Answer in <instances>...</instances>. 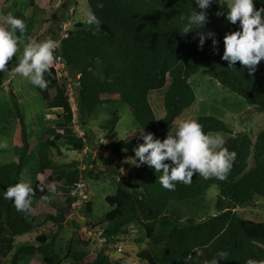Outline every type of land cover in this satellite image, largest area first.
Here are the masks:
<instances>
[{
	"label": "trees",
	"instance_id": "obj_1",
	"mask_svg": "<svg viewBox=\"0 0 264 264\" xmlns=\"http://www.w3.org/2000/svg\"><path fill=\"white\" fill-rule=\"evenodd\" d=\"M87 1L92 14L98 18L99 28L77 22L60 44L65 67L78 77V116L84 125L105 104L114 105L111 117L102 126L107 134H112L120 119L119 109L126 105L134 113L139 129L157 137L161 129L170 126L195 103L197 94L190 79L203 69H208L211 77L224 88L264 111V59L252 74L239 61L230 68L222 60L224 36L237 30L239 23L231 24L225 16H216L221 10L218 1L213 0L208 9L209 22L205 28L216 33L218 44L213 46L209 38L202 49L198 30L182 33L184 17L197 7L195 0ZM98 2L103 7H98ZM254 4L257 9L264 6L262 0H254ZM5 10L0 9L2 16H8ZM13 15L24 20L26 28L21 40L28 42L32 37V19L21 12ZM95 52L99 54L93 56ZM14 57L6 71L0 72V80L8 78L11 69L19 63ZM115 67L124 72L123 78H111L105 73ZM44 78L47 87L35 86L36 90L50 108L62 111L57 114L60 121L48 127L37 140L35 150L44 179L34 181L32 201H44L57 210V215L47 213L41 219L32 209L27 214L17 211L12 201L3 198L2 193L8 186L21 178L26 180L22 172L31 149L25 113L18 97L12 94L21 128L22 150L17 160L0 165V264H5L10 256L9 264H18L21 259L37 254L52 258L49 264H89L88 250L79 247L87 243L76 236L69 223L66 239L61 244L57 242L64 230L66 211L78 199L74 192L79 188L84 170L79 161L55 163L50 149H59L66 141L73 149L83 150L86 142L72 126L74 110L58 69L52 65ZM163 90L165 115L157 118L151 94ZM197 120L206 133L230 134L225 146L237 155L227 179L194 175L191 184L177 182L175 190H168L159 183L161 173L146 163L134 165L126 181H117L115 194L106 196L113 208L102 218L109 223L104 234L112 241L128 233L130 227H143L149 240L137 253L140 264H210L213 259H217V264H248L249 260L264 264V221L242 218L234 210L235 206L250 205L256 197L264 198V129L253 138L245 131L235 134L215 116L201 115ZM128 135L137 146L143 143L139 131H130ZM108 148L118 159L125 158L121 142H112ZM212 186L219 189L218 213L201 218L200 207ZM58 193L65 197L64 202L58 203L55 198ZM124 216L129 217L128 223H123ZM47 221L57 226L50 240L48 235H42L40 246H16L17 236ZM221 252L225 253L223 257L218 255ZM97 263L121 264L113 261L105 248Z\"/></svg>",
	"mask_w": 264,
	"mask_h": 264
},
{
	"label": "rangeland",
	"instance_id": "obj_2",
	"mask_svg": "<svg viewBox=\"0 0 264 264\" xmlns=\"http://www.w3.org/2000/svg\"><path fill=\"white\" fill-rule=\"evenodd\" d=\"M215 1L219 2V0ZM223 1L221 0V2ZM1 8L6 9L7 15L21 12L32 19V40L44 41L51 37L56 41L57 48L54 52L53 65L58 69L60 80L66 86L70 97L74 110L72 123L74 131L78 137H83L86 142L83 150L73 149L66 141L61 143L59 149H50L51 158L55 163L79 161L80 168L84 170L79 188L74 192L78 199L66 211L64 230L57 239L58 244L63 243L66 239L68 233L65 232V229L69 223L73 226L76 236L87 243L80 244L79 247L88 250L86 260L89 264H98L97 259L100 257L103 248L106 249L113 261H119L121 264H140L141 261L137 257V253L147 246L149 240L144 228L130 227L128 233L118 235L110 241L104 234L109 223L102 220L105 214L113 208L106 201V196L115 194L117 181L120 179L126 181L134 169L135 164L130 161L131 157L135 156L134 148L137 145L133 138L128 135V132L139 131L137 120L130 108L123 105L119 109L120 119L115 131L112 134H107L102 126L111 117V110L114 109V105L105 104V106L102 105L103 107L98 114L84 125L78 116V77H75L65 67L60 57L62 38L68 34L75 23L84 22L87 24L86 18L92 14L88 1L0 0ZM6 17L0 13V23H5ZM89 26L92 27L94 24ZM25 43L27 42L22 40V43L19 44L20 48L16 53L17 58L14 57L15 61H18L19 57L23 55ZM98 54L99 52H95L93 56ZM105 73L111 78H123L125 76L124 72L117 67L108 69ZM190 81L197 94L195 103L170 126L161 129L158 138L162 139L163 134L168 133L172 126L175 129L181 121L197 120L201 115L215 116L223 120L235 134L245 131L255 138L259 131L264 129V111L257 110L237 93L224 88L211 77L208 69H203L193 75ZM12 94L18 97L26 116L31 149L22 174L33 187L36 179H44V176L39 172V158L35 150L37 140L48 127H53L60 121L57 114L62 110L50 108L30 78L11 73L8 78L1 79L0 140L7 141L8 147L0 149V165L17 160L22 150L21 128L13 107ZM151 102L156 117H163L165 115L164 90L152 92ZM219 134L224 137L225 141L230 136V134ZM116 141L121 142L122 150L126 153L123 160L118 159L108 148V144ZM250 166H252V161H250ZM50 190L54 192L52 186H50ZM218 195L217 186H212L208 190L200 207L199 217L203 218L218 213L216 208ZM55 198L58 203L65 201V197L59 193L55 195ZM31 209L41 219L45 218L47 213L57 215V210L44 201H33ZM234 210L242 218L264 221V198L256 197L250 205L246 207L235 206ZM122 221L128 223L129 217L124 216ZM55 231H57V226L52 221L44 222L31 232L17 236L16 246H40L43 243L39 237L48 235L50 240ZM11 258L12 256L5 261V264H9ZM52 262V258L37 254L21 259L18 264H49Z\"/></svg>",
	"mask_w": 264,
	"mask_h": 264
},
{
	"label": "clouds",
	"instance_id": "obj_3",
	"mask_svg": "<svg viewBox=\"0 0 264 264\" xmlns=\"http://www.w3.org/2000/svg\"><path fill=\"white\" fill-rule=\"evenodd\" d=\"M212 3L213 0H195L197 7H193L184 17L186 23L182 33L198 30L201 49L209 38L212 39L213 46L218 44L216 33L205 31L209 22L208 9ZM219 3L221 10L216 12L217 17L225 16L231 24L239 22L237 30L229 31L224 36L222 60L227 61L230 68L239 61L250 74L255 73L260 61L264 59V6L255 8L254 0H224L223 5L219 0ZM97 6L103 7L102 2H98ZM85 22L99 28L95 14L89 15ZM25 28L24 20L12 14H8L5 23H0V72L6 71L8 62L16 57ZM56 48L57 43L51 37L44 41L29 38L24 44L19 63L11 72L30 78L32 84L41 89L46 88L44 74L54 64ZM139 132L143 143L134 148L135 156L131 157L130 162L136 166L146 163L157 173H161L159 183L168 190H175L177 182L191 184L194 175L225 180L236 159V152L225 146L222 135L206 133L195 119L183 120L175 129L172 126L163 139L152 132L145 133L143 128ZM7 147V141L0 140V149ZM2 195L4 199L13 202L17 211L27 214L31 211L35 192L31 183L21 178L14 185L8 186ZM218 255L223 257L225 253ZM210 264H217V259L210 261ZM248 264L255 262L249 260Z\"/></svg>",
	"mask_w": 264,
	"mask_h": 264
}]
</instances>
